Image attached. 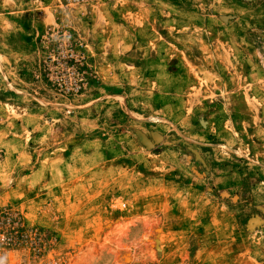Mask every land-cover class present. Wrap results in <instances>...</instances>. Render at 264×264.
I'll list each match as a JSON object with an SVG mask.
<instances>
[{
  "label": "rangeland",
  "instance_id": "1",
  "mask_svg": "<svg viewBox=\"0 0 264 264\" xmlns=\"http://www.w3.org/2000/svg\"><path fill=\"white\" fill-rule=\"evenodd\" d=\"M0 221L10 264H264V0H0Z\"/></svg>",
  "mask_w": 264,
  "mask_h": 264
},
{
  "label": "crops",
  "instance_id": "2",
  "mask_svg": "<svg viewBox=\"0 0 264 264\" xmlns=\"http://www.w3.org/2000/svg\"><path fill=\"white\" fill-rule=\"evenodd\" d=\"M111 25H110V29L111 31H109L107 29V32L105 33L106 36H103L102 42L103 44L105 42H109V44H112L115 42L114 46L115 49H113V45L112 49L114 51V53H111V51H109L110 55L116 56L117 54H123L126 55V53L128 54L129 51L128 49L132 50L133 48L138 47H148L150 42H152V37L153 35L151 33L148 34V32H150V29H147L145 31H143L142 33H139L140 31L137 29H133L130 26L127 27H123V26H118V23H116L114 20H112V22L110 21ZM143 26H146V21L143 22ZM101 41V39H100ZM101 49V48H98ZM95 50H97L95 48ZM116 54V55H115ZM122 59L121 62L122 63Z\"/></svg>",
  "mask_w": 264,
  "mask_h": 264
},
{
  "label": "built area",
  "instance_id": "3",
  "mask_svg": "<svg viewBox=\"0 0 264 264\" xmlns=\"http://www.w3.org/2000/svg\"><path fill=\"white\" fill-rule=\"evenodd\" d=\"M114 0H60V2L67 8L69 7H79V6H87V5H97L101 3H108ZM59 34V32H56ZM62 42L65 47H68L71 51V58H76L75 60H84V56L75 50L74 45V37L70 33V31H61ZM14 243L12 242V238L9 236L8 231L2 226L0 221V264H10L5 261L4 256L8 253L13 247Z\"/></svg>",
  "mask_w": 264,
  "mask_h": 264
}]
</instances>
